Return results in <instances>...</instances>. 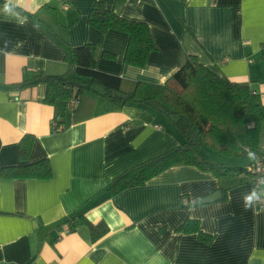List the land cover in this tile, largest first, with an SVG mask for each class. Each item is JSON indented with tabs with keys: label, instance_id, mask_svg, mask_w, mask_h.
Here are the masks:
<instances>
[{
	"label": "crops",
	"instance_id": "obj_1",
	"mask_svg": "<svg viewBox=\"0 0 264 264\" xmlns=\"http://www.w3.org/2000/svg\"><path fill=\"white\" fill-rule=\"evenodd\" d=\"M95 1L148 24L155 49L143 67L124 61L125 32L87 23ZM86 42L97 47V70L153 84L194 55L249 85L264 104V0H0V168L46 158L52 171L46 179H0V264H264V209L256 208L250 181H218L177 164L109 195L113 177L181 143L163 114L118 107L99 94L78 106L79 119L53 131L64 101L43 102V83L13 86L39 74L71 75L69 48ZM25 134L33 141L20 160ZM217 191L216 200L195 204ZM77 214L108 231L95 241L86 225L69 231L65 221ZM187 217L212 239L177 232Z\"/></svg>",
	"mask_w": 264,
	"mask_h": 264
},
{
	"label": "trees",
	"instance_id": "obj_2",
	"mask_svg": "<svg viewBox=\"0 0 264 264\" xmlns=\"http://www.w3.org/2000/svg\"><path fill=\"white\" fill-rule=\"evenodd\" d=\"M87 23L101 32L112 29L128 35L124 53L127 64L143 67L149 53L155 49L147 23L126 19L114 9L105 7L101 1H95L90 8ZM96 53V45L90 42L70 47L66 59L72 66L71 75L39 74L13 86L23 88L43 83L46 86L43 102L53 105L58 100L64 101V112L55 113L53 117V131L62 130L68 123L79 119L78 106L83 102L91 103L99 95L93 90L94 86L104 87L106 92L101 96L118 107L137 104L160 112L173 123L182 136L181 143L113 177L106 187L109 195L143 186L152 177L177 164L211 172L218 181H249L248 163L245 164L244 160L261 156L262 129L264 135V104L259 93L249 85L230 81L207 68L194 55H187L178 70L163 84H153L97 70ZM104 55L108 58L113 56L109 53ZM70 99L77 100L71 111L67 107ZM32 141L30 134L20 139V160L27 159ZM51 175V166L46 158L0 168V179H46ZM204 199H198L195 204L207 203ZM65 223L69 231L80 224L86 225L91 241L108 231L103 221L91 223L82 214L69 217ZM176 230L180 233L196 232L205 241L212 239V235L201 231L197 220L189 217Z\"/></svg>",
	"mask_w": 264,
	"mask_h": 264
},
{
	"label": "built area",
	"instance_id": "obj_3",
	"mask_svg": "<svg viewBox=\"0 0 264 264\" xmlns=\"http://www.w3.org/2000/svg\"><path fill=\"white\" fill-rule=\"evenodd\" d=\"M77 104V100L70 99L67 107L69 111L73 110ZM248 152V149H245ZM247 171L250 174L249 181L251 182L254 192V204L258 209H264V150L261 152V156L251 157V162L246 166Z\"/></svg>",
	"mask_w": 264,
	"mask_h": 264
},
{
	"label": "water",
	"instance_id": "obj_4",
	"mask_svg": "<svg viewBox=\"0 0 264 264\" xmlns=\"http://www.w3.org/2000/svg\"><path fill=\"white\" fill-rule=\"evenodd\" d=\"M93 90H94L95 92H97L98 94H100V95H103V94H105V92H106V90H105L104 87H102V86H94V87H93ZM218 196L220 197V193H219V191H217V192L213 193L212 195L208 196L207 198L204 199V201H205V202H212V201L216 200V198H217Z\"/></svg>",
	"mask_w": 264,
	"mask_h": 264
},
{
	"label": "clouds",
	"instance_id": "obj_5",
	"mask_svg": "<svg viewBox=\"0 0 264 264\" xmlns=\"http://www.w3.org/2000/svg\"><path fill=\"white\" fill-rule=\"evenodd\" d=\"M248 201L250 202L251 201V197L248 198ZM248 206V204L246 203V207Z\"/></svg>",
	"mask_w": 264,
	"mask_h": 264
}]
</instances>
